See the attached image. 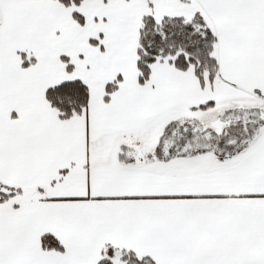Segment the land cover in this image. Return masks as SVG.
I'll use <instances>...</instances> for the list:
<instances>
[{
    "label": "snow or ice",
    "instance_id": "6c2138e0",
    "mask_svg": "<svg viewBox=\"0 0 264 264\" xmlns=\"http://www.w3.org/2000/svg\"><path fill=\"white\" fill-rule=\"evenodd\" d=\"M0 264H264V0H0Z\"/></svg>",
    "mask_w": 264,
    "mask_h": 264
}]
</instances>
